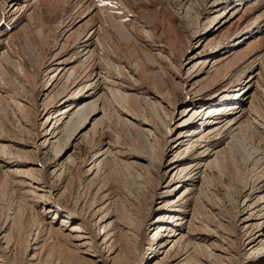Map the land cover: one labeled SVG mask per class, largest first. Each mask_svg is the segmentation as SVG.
I'll use <instances>...</instances> for the list:
<instances>
[{
  "label": "bare ground",
  "instance_id": "obj_1",
  "mask_svg": "<svg viewBox=\"0 0 264 264\" xmlns=\"http://www.w3.org/2000/svg\"><path fill=\"white\" fill-rule=\"evenodd\" d=\"M55 1L0 0V102L8 101L22 133L34 136L29 144L0 136L1 157L9 159L0 161L7 164L6 173L24 179L27 193L38 198L31 202L43 208L42 222L26 234L20 263L13 259L17 254L14 218L9 215L0 224V264L42 262L44 228L64 238L76 259L85 264H126L116 244L119 230L126 233L131 245L133 264H138L139 258V264H230L233 255L227 242L233 239L246 250L245 258L237 256L239 264H264V190L260 187L264 166L260 169L256 159L264 148V0H180L175 7L173 0H152L165 12L169 8L186 19V45L171 41L167 60L164 48L153 42L160 29L151 28L150 45L161 61L169 66L177 61L175 67L171 64L177 89L166 85L162 87L165 92H157V88L147 87L139 96L129 92L134 89L128 81L130 74L134 79V71L145 77V64L137 61L131 66L118 57L131 53L126 39H133V27L140 21L134 5L129 0ZM45 14L51 15L40 21V15ZM23 28L37 29L41 36L49 30L55 35L33 78L25 60L17 59L15 42ZM75 30L79 34L75 35ZM208 48L211 53L204 55ZM12 56L17 60L15 71L9 74L7 64L14 63ZM232 68L243 72L237 83H232L228 73L223 74ZM8 74L12 80L25 81L33 97L27 106L34 112L33 119L25 115V104L3 86ZM179 89L185 96L181 104L176 94ZM119 96L128 100L124 111L146 150L126 156L127 160H145V167L121 162L139 169L134 171L141 182L139 189L150 196L145 218L156 214L150 223L154 228L147 251L142 228L132 220L121 223L112 219L90 195L83 194L73 209L60 205L65 193L62 183L69 167L77 166L72 157L65 158L60 151L54 165L34 160L53 147L63 132H69L71 140L78 138L95 124L91 121L100 112L98 102H111ZM90 105L96 114L84 119ZM75 118L80 123L69 131ZM256 139L262 149L256 148ZM110 155L126 154L107 143L83 162L86 174L99 177ZM212 172L219 175L225 197L219 194ZM228 175L230 183L226 184L222 180ZM51 177H57L60 184H50ZM195 192L201 203V211L193 207L196 215L185 205ZM210 218L217 224L216 232L206 225ZM96 230L101 231L95 235ZM95 236L100 238L95 240Z\"/></svg>",
  "mask_w": 264,
  "mask_h": 264
},
{
  "label": "rangeland",
  "instance_id": "obj_2",
  "mask_svg": "<svg viewBox=\"0 0 264 264\" xmlns=\"http://www.w3.org/2000/svg\"><path fill=\"white\" fill-rule=\"evenodd\" d=\"M129 1L131 5H134L135 10L137 11V17L140 19V21H138L137 26L133 27V39H126L128 50L131 49L129 50L131 51V53H121V57H118L120 58V60H123L125 63L130 64L131 66L132 63L142 61L146 67V74H144L145 77L140 76L134 71L133 79L131 78L130 74V81H128V84L134 90L129 92L131 94L134 93L133 95L136 94L137 96H139L147 87L152 90L157 88V92H165L162 87H165L166 85L169 89H177V81L176 77L174 76L175 73L173 71L174 68L171 69V64L175 67L177 61H175L174 59L170 63V66L166 61H161L160 57L156 53L157 51H154L150 45V42H152L151 36L153 34L151 28L160 29V32L157 33V38L153 39V42L156 45H161V48H164V54L165 56H167V58H165L169 60L168 55L171 52L173 46L171 41L177 40L182 42L184 46L186 45V38L184 34L186 19L182 16L177 17V15H175L173 11H169V8L168 11L165 12L164 8L159 7V5L152 0ZM56 2H58L59 4H65L68 1L60 0L59 2V0H56L55 3ZM173 2L174 7L180 5V0H173ZM174 7L170 8L174 9ZM50 15L51 14H45L43 16L40 15V21H47ZM167 21L168 25L166 24ZM162 23L163 25H161L160 27L159 24ZM74 34H79V30H75ZM18 36L19 37L16 40L17 43L15 42V46H18L16 50L17 59H21V61L25 60L28 69H30L29 71H32L31 77L33 78L32 75L35 74V68L38 64V61H43L46 58L47 52L54 44L55 35L50 30L46 32L45 36H41L37 29H24ZM209 53H211V48H208L203 52L204 55H208ZM14 57L15 56H12V60L14 63L11 64L10 62V64H7L9 74L10 71L11 73L15 71L14 65L17 59H15ZM228 70L229 69L224 71L223 74L228 73V75L231 77L232 83H237V80L241 79L240 75L243 72H241V70H235V68H232L230 71ZM9 74L7 78H5L6 80L3 81V86L6 90H8L9 94L15 97V99H19L22 104H25V108L23 109L25 115L30 119H33L34 112L27 107L29 106V102L32 101L33 97L28 88L25 86V81L23 79H19L18 81L15 79L12 80L13 77H10ZM57 92H61V89H58ZM176 92L177 96L179 97V104L183 103L185 100V96L183 95L182 91L179 89V91L176 90ZM127 102L128 100H125V98L120 96L117 99L112 100L111 102H109L108 100L98 102V106L96 109L100 112L96 117L92 118L91 121V123L95 121V124H90L82 133H80V136L78 138H73L72 140L70 139L69 132H63L58 138V142L54 144L53 147L48 148L41 156V158H34V160H38V163H40L41 165H54L55 161L59 157L58 154H61V152L65 154V158L72 157L75 160L77 166L69 167L68 174L65 178L66 180L64 179L62 183V187L65 190L63 191L65 193L63 198L59 199L60 205L62 207L73 209L83 194V196L90 195L92 201L93 199L96 203H98L99 201L100 203L98 204H101V207H105V213H108L112 217V219H117L121 223H124V221L128 222V220H132L131 222H133L137 228H142V233L144 234L143 248L147 251L148 249H150V246L152 244L150 239L152 238V229L154 228L150 227V223L155 220L156 214L150 215L148 220L147 218H145L149 213L148 204L150 196L149 194H145L143 191L142 193L141 189H139L141 182L138 179L139 176L134 173V171L139 172V169L134 166V164L133 166H129L130 168L126 166V164L129 162H137L141 163L144 167L146 166V163H144L145 160L142 161L138 160L137 158L127 160L126 157L129 153L132 152H138L139 154L146 153V150L144 149V142L138 137L136 129L134 127H131L130 123L128 122V120H130L129 113L124 111L128 110ZM152 102H154V100ZM262 108L263 110H261V112H263L264 114V106H262ZM95 111L96 110L93 109V105H90L87 108L84 119L90 118L89 116L93 113L96 114ZM135 113L140 114L143 117V114L136 109ZM18 123L19 122L16 119L15 114L13 113V108L10 104H8V101L0 102V136L4 137L9 142L20 140L24 143L29 144L34 136L30 135L28 132L22 133ZM76 123H80L79 119L77 118L73 120L71 129L69 131H73L75 129L73 124ZM107 143H110L116 151H122L126 155L115 156L116 158L113 155L107 156L100 176L96 178H94L92 175L88 176L86 174L87 167L83 168V162L89 160L93 156L95 151H97L100 147H103V145ZM255 144L257 149H262L258 146L257 139L255 141ZM263 150L264 148L262 149L261 156L256 157V159L259 160L257 164H259L260 169H262L264 166V164H261V158L264 159ZM1 156L2 152H0V158L9 160L8 158H4ZM121 161H125L123 163L126 164H123ZM249 168H253V166L250 165ZM5 171H7V164L0 161V224L2 225L4 223V219L9 215L10 217L14 218V222L12 221L14 226L13 234L15 238L14 253L16 251L17 254L15 253V258V254L13 255V259L20 263V261H22L24 248L23 243L26 234L31 230L32 226L34 227L35 225H38L40 222H42V220H40V211L43 208H37L36 204L34 202H31L38 201V198H36L37 196L33 195V193H27V190L23 186L22 180L24 181V179L22 177L14 173L10 174L9 171L8 173H6ZM210 175H212L215 179L216 186L220 190L219 194L225 197L226 193L219 184V182L221 181L218 177L219 175L214 174L213 172L210 173ZM49 180L50 184H60V181L57 177H51ZM222 182H225L226 184L230 183L229 175L225 178V181L222 180ZM260 187L264 190V181L260 184ZM98 188L100 189V191ZM92 191L93 194L97 192L96 196L98 198H95L96 196L92 194ZM106 194H108L109 196ZM197 195V192H195L185 204L189 211L193 210L194 213L195 210L201 211V203ZM49 200L50 199H47V202ZM103 201L105 203H103ZM107 202H109L110 204ZM193 207L195 210L193 209ZM47 209L48 208L46 207V210ZM130 212L133 213V215H131ZM49 216L50 215H48V217ZM134 217L135 219H137L135 220ZM213 221L214 219L210 218V221H208L209 224L206 223L207 227L212 230H214V228L216 229L217 227V224ZM139 223L141 225H139ZM204 225L205 223H203V229H205ZM44 229L46 231L44 230L45 233L43 232L42 238H46L45 241L43 240V250H45V252L43 251V261L37 264H85V262L76 259L77 257L70 251V247L68 244H66L64 238L57 235L55 232H50L47 228ZM99 231L101 230H96L95 235H97ZM214 232H216V230H214ZM119 233L121 235L118 236L121 237L116 240V244L118 243L120 246V250L123 251L121 256H124V262L126 264H133V252L131 249V245L126 242V233L124 234L122 230H119L118 234ZM218 233L223 234V231H218ZM94 238L95 240H97L100 237L97 238V236H95ZM227 244L229 245V248L232 252L231 255H233L231 256L232 260L230 261V264H239L236 258L237 256H242L243 258L246 257L245 248L240 246V242L237 240L235 241V239H233L232 241L230 240L229 242H227ZM93 248H95V244ZM235 251L238 252V254H236ZM19 258L21 260H18ZM139 259L140 260H138V264L139 261L141 262V258ZM222 262H220L219 264H221Z\"/></svg>",
  "mask_w": 264,
  "mask_h": 264
}]
</instances>
